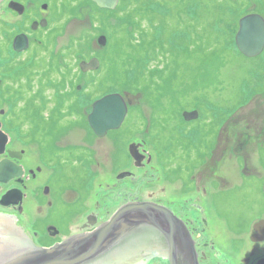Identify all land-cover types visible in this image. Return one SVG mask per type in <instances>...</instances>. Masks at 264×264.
<instances>
[{
  "label": "rangeland",
  "instance_id": "obj_1",
  "mask_svg": "<svg viewBox=\"0 0 264 264\" xmlns=\"http://www.w3.org/2000/svg\"><path fill=\"white\" fill-rule=\"evenodd\" d=\"M53 1L49 0L54 27L43 34L42 39L50 48L54 44L55 49L59 47V56L66 58V83L59 81L56 67L42 72L48 66L45 57L41 58L42 63L34 65L36 71L31 75L29 88L22 79L16 82L31 97L36 88L42 91L46 113L59 90L64 97L66 95L69 129L58 144L82 143L83 129L72 127L81 122L85 104L104 92L115 91V87L109 89L113 84L128 88L131 93H124L131 107L123 125L127 134L123 136L124 145H119L120 154L123 155L126 140L133 136L135 128L141 125L149 130L147 147L151 163L145 167L133 165L132 170L135 194L139 198H144L147 192H153V197L162 195L160 184L155 180L146 182L149 177L158 175V158L163 154L165 160L174 157L188 168L204 160L208 161L206 165L213 163L212 168L216 167L222 179L215 177L208 187L221 208L225 206L242 216H255L264 210L261 208L264 205V128L259 129L264 126V49L249 57L238 52L234 44L240 7L252 1L257 12L264 14V0H238L233 3L235 15L228 13L220 19L216 14L221 5L226 6L227 0H121L117 9L101 11L96 10L91 0H66L64 32L63 17L56 21L62 12L59 7H53ZM82 3L93 15L80 13L81 10L86 12L84 6L80 8ZM151 8L153 14H150ZM97 35L106 37L103 46L95 40ZM92 56H97L99 66L81 73L78 62ZM172 76L169 90L174 88L175 93L170 95L164 80ZM82 81V88L75 91L76 84ZM191 109L198 111V117L184 120L181 112ZM218 129L222 132L217 137ZM241 143H245L243 151L237 150ZM111 144L112 141L104 137L94 145L100 152L102 166L94 179L83 172L82 183L76 180L77 165L66 159V185L93 187L94 195L89 196V201L95 199L98 183L115 180V168H121L126 162L115 165L114 171L110 169ZM171 164L167 165L169 169L174 167V163ZM58 173L56 171V176ZM185 174L183 178H187ZM169 182L163 193L167 202L171 199L185 201L187 194L177 189L182 182ZM124 188L119 186L113 193L117 195ZM123 193L126 196V192ZM124 199L112 195L110 205L117 207ZM55 209L63 212L66 202L56 200ZM232 218L238 222L231 220L233 223L245 226L243 217Z\"/></svg>",
  "mask_w": 264,
  "mask_h": 264
},
{
  "label": "flooded vegetation",
  "instance_id": "obj_2",
  "mask_svg": "<svg viewBox=\"0 0 264 264\" xmlns=\"http://www.w3.org/2000/svg\"><path fill=\"white\" fill-rule=\"evenodd\" d=\"M119 2L121 0H117L113 10L117 9ZM52 3L62 12L56 21L63 17L64 32L66 0ZM91 3L97 11L107 9ZM83 6L84 3L80 8ZM85 9L86 12L81 10L80 13L93 15V11ZM51 15L49 0H0V264L19 251L47 248L73 235L89 232L125 202L137 200L153 202L175 215V225L167 230L169 236L155 227H132L127 230L126 237H120L95 264H264V210L255 216H242L225 206L221 208L208 187L215 177L222 179L214 169L216 167L212 168L213 163L206 165L208 161L204 160L196 167L188 168L183 166V161L178 163L174 157L173 161L170 157L171 160H165L160 154L158 175L149 177L146 183L155 180L160 184L162 195L153 197V192H147L144 198H139L135 194L134 152L141 160L139 167L151 163V157L147 147L149 130L141 125L132 131L133 136L126 140L127 148L124 147L123 155L120 154L119 145H124L123 136L127 134L123 125L131 107L128 98L125 97L127 111L120 125L98 136L87 120L92 102L100 95L94 97L85 104V109L82 108L81 122L72 127L83 129L82 143L58 144L69 129L66 95L64 97L59 90L46 113L42 91L36 88L31 97L17 83L22 79L28 86L31 75H35L34 65L42 63L43 57L48 66L42 72L56 67L60 73L59 81L66 83V58L59 56V47L55 49L54 44L50 48L42 39L43 34L54 27L55 19ZM19 34L25 35L27 45L22 50H15L13 40ZM57 84L53 86L61 89ZM39 100L43 102L39 103ZM104 137L112 141L110 169L114 171L115 165L126 162L120 165L121 168H115V180L98 183L95 199L89 201V196L94 195L93 187L66 185V159L77 165L76 180L82 183L83 172L95 178L102 166L100 152L94 145ZM133 143L132 155L130 145ZM171 163L174 167L169 169L167 165ZM56 171H59L57 176ZM182 172L187 178L182 177ZM169 181L182 182L177 189L179 193L187 194L185 201L171 199L167 202L163 193ZM119 186L126 188L116 195L113 192ZM112 195L125 199L114 207L109 201ZM56 200L65 201L66 210L56 211ZM261 208L264 209V205ZM235 216L243 217L245 226L233 223L231 220L237 222L232 218Z\"/></svg>",
  "mask_w": 264,
  "mask_h": 264
},
{
  "label": "water",
  "instance_id": "obj_3",
  "mask_svg": "<svg viewBox=\"0 0 264 264\" xmlns=\"http://www.w3.org/2000/svg\"><path fill=\"white\" fill-rule=\"evenodd\" d=\"M92 1L97 6L108 9L114 8L117 3V0ZM105 39L104 35H100L96 41L103 46ZM235 43L238 50L245 56L257 55L264 45L263 18L257 14L242 16L238 22ZM26 45L27 40L24 34L14 37L15 50H22ZM98 66L99 61L96 57L79 62L82 71L93 70ZM76 89H79V86ZM126 110V101L121 93H106L93 101L87 120L94 133L102 136L107 130L115 129L120 125ZM183 116L186 119L195 118L197 113L184 111ZM133 146V144L130 145L132 155ZM134 156L135 164L140 165L138 156L135 153ZM176 220L173 213L153 202H128L118 207L110 218L89 232L73 235L47 248L19 251L17 254L6 257L1 264H92L113 247L120 237H126L128 229L155 227L169 236L167 230L175 225Z\"/></svg>",
  "mask_w": 264,
  "mask_h": 264
},
{
  "label": "trees",
  "instance_id": "obj_4",
  "mask_svg": "<svg viewBox=\"0 0 264 264\" xmlns=\"http://www.w3.org/2000/svg\"><path fill=\"white\" fill-rule=\"evenodd\" d=\"M233 3H234V1H232V0H227V3H226V6L224 7V6H222L221 5V9H220V12L219 13H217L216 15H217V19H220L221 17H224L223 15H226V14H228L229 13V15H235V9H234V7H233ZM159 5V4H158ZM157 5V6H158ZM229 8V9H228ZM150 10V14H153V12H154V10L151 8V9H149ZM240 13L238 12V14L237 15H239ZM238 18V17H237ZM236 19V18H235ZM236 22H237V20H236ZM235 22V23H236ZM176 66V65H175ZM152 74H154L153 72H152ZM157 74H160V73H157ZM155 75V74H154ZM172 75V74H171ZM173 77L174 76H172L171 78H169V80H168V78L167 79H165L164 80V86L165 87H167L166 89L168 90V92L170 93V95H172L173 93H175V91H174V88L170 91L169 89H170V84H171V82H172V80H173ZM114 79V78H113ZM113 79H111V83H113L112 81H113ZM135 81V80H134ZM136 82V81H135ZM150 84V83H149ZM149 84L148 85H146L147 87L149 86ZM101 86H103V84L101 83L100 84ZM114 86H111V87H109V89L110 88H114L115 89V91H119V92H122V93H124V92H129V93H131V91H128L129 89L128 88H124V87H122V88H118V86H115V84H113ZM146 86L145 87H142L144 90H145V88H146ZM166 90V91H167ZM180 104H178V106H179ZM177 106V107H178ZM175 107V106H174Z\"/></svg>",
  "mask_w": 264,
  "mask_h": 264
},
{
  "label": "bare ground",
  "instance_id": "obj_5",
  "mask_svg": "<svg viewBox=\"0 0 264 264\" xmlns=\"http://www.w3.org/2000/svg\"><path fill=\"white\" fill-rule=\"evenodd\" d=\"M247 14H249V13H247ZM240 15V14H239ZM81 61V60H80ZM79 61V62H80ZM79 62H78V67H79ZM79 70L81 71V73H84V71H82L81 69H80V67H79ZM262 127L264 128V126H261V127H259V129H262ZM224 140H226V139H224ZM245 143H241V145L239 144V146L237 147V150H242L243 151V149L245 148V145H244ZM133 145H135L134 143H133ZM135 153V152H134ZM136 160V159H135ZM215 169V168H214ZM216 172H219V171H216ZM126 203V202H125ZM124 203V204H125ZM113 214V213H112ZM112 214L110 215V217L112 216ZM109 217V218H110ZM177 219V218H176ZM179 219V218H178ZM180 220V219H179ZM172 222H174L173 220H171ZM170 220H169V222H171Z\"/></svg>",
  "mask_w": 264,
  "mask_h": 264
}]
</instances>
